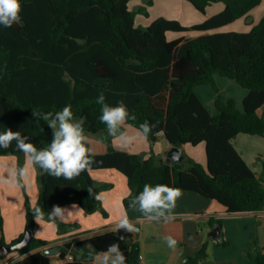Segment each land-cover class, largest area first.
<instances>
[{
	"label": "trees",
	"instance_id": "obj_1",
	"mask_svg": "<svg viewBox=\"0 0 264 264\" xmlns=\"http://www.w3.org/2000/svg\"><path fill=\"white\" fill-rule=\"evenodd\" d=\"M132 1L19 0L21 21L11 27L0 25V132L21 131L38 149L45 148L53 133L41 114L54 115L70 104L74 118H86L85 132L102 134L108 145L107 153H92L97 161L93 170H117L128 178L131 196L124 200L126 209H133L130 200L146 184H167L216 200L228 214L263 212L264 179L250 168L233 141L241 133L264 136V116L258 114L264 106V17L249 32L209 33L247 16L263 0H187L203 13L214 3L226 6L192 28L165 18L148 28L136 27V13L129 8ZM192 31L203 34L193 36ZM169 32L182 36L169 40ZM217 76L249 91L243 110L221 93ZM206 85L217 91L215 113L196 93L197 87ZM101 94L112 106L123 101L136 117L127 121L135 128L144 121L155 124L148 136L151 143L160 136L172 147L205 143L207 165L188 156L184 164H168L161 155L146 158L117 150L100 120L101 105L96 100ZM9 155H24L16 150L15 141L0 148V156ZM39 171V200L35 206L26 202V232L33 233V241L12 252L22 256L12 264H53V256L45 254L51 243L36 237L37 207L50 213L53 206L76 205L89 215L98 211L108 215L96 196L113 184L97 181L91 172L68 180ZM48 219L45 215L43 220ZM210 225H223V219L212 217ZM4 226L0 208V234ZM58 227L60 237L75 236L81 229L78 223ZM26 232L11 244L1 238L0 244H17ZM114 243L126 264H142L140 245L132 232L122 229L68 239L58 245L59 257L65 260L73 254L74 260L65 264H93ZM218 244L228 242L222 236ZM209 256L205 242L184 264H205ZM249 257L264 264V247L255 246Z\"/></svg>",
	"mask_w": 264,
	"mask_h": 264
},
{
	"label": "crops",
	"instance_id": "obj_2",
	"mask_svg": "<svg viewBox=\"0 0 264 264\" xmlns=\"http://www.w3.org/2000/svg\"><path fill=\"white\" fill-rule=\"evenodd\" d=\"M225 8L226 6L220 7L218 11L222 12L225 10ZM248 93L249 91L247 89L242 92L240 91V94L236 99V102L240 109L243 108V101L248 95ZM213 113H215V110ZM258 114L260 116H264V106L258 110ZM131 126L132 125L127 122L123 130H133L131 129ZM112 141L114 147L117 150L125 151L131 154L141 153L129 150L128 147H117L115 146V140L113 138ZM157 142H160L162 146L161 156L163 158H166V152L172 148V145L164 136H160ZM233 142L234 146L244 158L246 163L250 166V168L264 179V136L241 133L235 138ZM188 145L189 144L183 146L184 151L187 150ZM107 152L108 146L106 148L101 147L100 150L92 153L105 154ZM0 157L6 158L2 159L3 161H1L0 163L2 164V166L3 163H6L5 167H7L6 170L0 169V208L2 209L5 218L4 231L3 234H0V239L4 238L7 244H11L13 241L20 238L26 232L27 200H29L32 206H35L39 200L40 171L38 166H28L27 174L24 178H18L16 181L5 182L6 180L10 179V173L13 169H19L20 160L22 161V168L25 167L26 158L25 155L21 157H18L16 155ZM145 157L149 158V155ZM103 170L109 169L93 170L91 172L92 177L97 181L103 183H110L108 182L109 178H107L110 176V174L106 173ZM111 176L114 177L115 173H113ZM122 180V191L119 194L115 195L114 193H110L111 189L105 190L100 194V199L102 201L103 208L107 211L109 217H101L99 211L94 214V217H92L93 214L89 215L85 213L86 215H82V213H79L80 217L82 218L80 222L81 224L79 223L81 225V229L84 227L88 229V231L78 234V232L81 231L80 229L77 233L73 234L75 236H59L55 240L50 241V246L57 247L60 243L72 238H85L106 231H117L116 226L118 222L122 217L127 215L130 222L136 228V231L132 232L133 240L136 244L140 245L141 253L144 256V259L147 264H184L188 260L189 256H194L196 252L203 246V244L207 242L205 240L204 231L198 228L199 220L202 219L206 222H210V219L212 217L224 219L226 217L245 216V219H243V222L241 221L240 224L235 225L234 223H229V226H224V232L228 233L235 230V234L239 236L241 244V254L244 258V261L242 263L239 262L240 264H257L254 260L249 257V253L255 246L264 247V211L259 213L228 214L227 208L218 201L210 200L193 192L183 191L182 196L177 200L176 206L173 209L175 213L172 212L171 219L169 220L173 222H178H175L173 226L169 227L167 226L168 223L165 222L166 226L164 229V234L167 233L166 235L174 237L178 241V243L175 248H170L168 252H165L167 251L164 249L166 248V237H153V239L149 240V237L137 236L138 233L143 232L145 224L153 221H148L147 219H145V217L141 216V214H139V212L137 211L139 209H126V207L124 206V200L129 195L130 189L128 185V178L125 176V179ZM68 206L73 207L76 205ZM114 209L120 211L122 216L119 219L113 220V223H111L110 216L111 212ZM125 209L128 211H126ZM82 211L84 212L83 209ZM177 213H180V215H178ZM246 223H251L252 225H254V230H252V233L253 231H255V233L253 234V237H249L247 235L245 236L243 226ZM212 229L213 228H211V230ZM158 253L161 254V259L163 260L160 261L157 259L156 255ZM186 256L188 257L184 261V258ZM19 258H22V256L12 253L8 256H5V258L0 259V264H12L15 260ZM58 263L65 264L66 262H64L62 259H59Z\"/></svg>",
	"mask_w": 264,
	"mask_h": 264
},
{
	"label": "clouds",
	"instance_id": "obj_3",
	"mask_svg": "<svg viewBox=\"0 0 264 264\" xmlns=\"http://www.w3.org/2000/svg\"><path fill=\"white\" fill-rule=\"evenodd\" d=\"M22 6L19 0H0V25L11 27L21 21ZM96 102L101 105L100 120L107 126L108 133L115 141H118L121 148H127L135 140L141 139L147 141L149 134L155 124L144 121L137 129L138 135L131 136L124 127L129 120H135L136 117L130 113L126 104L119 101L115 106L105 102V96L101 94ZM41 118L48 122V127L52 129L51 143L42 149L30 141V138L23 135L21 131H12L6 129L0 132V148L7 149L15 141L17 151L23 152L26 158L25 167L13 169L10 173V179L5 182L16 181L18 178H24L27 174L28 166H38L43 172L53 177H63L71 180L79 176L82 172H92L95 161L92 150L88 146V136L85 133L84 125L86 118H74L72 106L66 105L62 110L52 113L41 114ZM183 190L176 187H170L167 184H157L155 186L146 184L139 195L130 200L129 207H139V211L144 214L148 221L165 222L171 219V214L176 206L177 200L182 196ZM129 196L131 192L129 191ZM101 196L97 195L96 199ZM65 209L60 206H53L50 213H45L42 208L35 209L34 218L41 222L47 215L49 220L62 219ZM117 230L128 232L136 231L135 226L130 222L127 215L122 217L117 224ZM166 243L169 248H175L178 241L172 237H166ZM106 259L111 260V264H126V257L120 251L119 244H111L108 248Z\"/></svg>",
	"mask_w": 264,
	"mask_h": 264
},
{
	"label": "rangeland",
	"instance_id": "obj_4",
	"mask_svg": "<svg viewBox=\"0 0 264 264\" xmlns=\"http://www.w3.org/2000/svg\"><path fill=\"white\" fill-rule=\"evenodd\" d=\"M225 7V4L223 2L214 3L210 6H208L205 13L200 12L196 9V7L187 0H135L130 2L129 8L131 11L136 13L135 17V26L136 27H142V28H148L159 18H165L170 20H178L180 21L183 26L192 28L196 25L202 24L211 17L217 15L220 13L219 8ZM264 17V0L262 1V4L258 7H256L254 10H252L247 16L240 18L239 20L233 22L230 25H227L225 27L219 28L217 30L209 31V33H220V32H249L251 31L255 26L259 24V22ZM193 36H199L203 34V32L198 31H192L190 32ZM182 36L181 33H175V32H169L167 34V37L169 40L176 39L178 37ZM217 84L221 90V93L228 98H235L236 100L240 94V91H245V89L236 81L231 80L226 77L217 76ZM232 86H230V85ZM196 93L199 94L200 99L205 103L207 107H209V110L213 113L215 110V99L217 97V91L213 86L206 85V86H199L196 88ZM243 110V108H242ZM133 130H127L126 132L131 136L138 135L137 128L134 126H131ZM88 136V141L91 143L92 152H96L100 150V148H106L108 145H105V143L102 141V134H92L85 132ZM112 138V137H111ZM115 146H120L118 141H115ZM129 150H132L134 152H141L143 156L151 157L153 155L160 156L162 153V146L160 142L151 143L148 141H144L141 139L135 140L131 145L128 146ZM186 156L195 159L197 162L207 165V150H206V144L203 143L199 146H193L188 145L187 150L185 151ZM2 159H6L3 157H0V162L3 161ZM0 163V169H7L6 163H3V166ZM5 167V168H4ZM106 173H109L110 176L107 177L108 182L110 184H114L113 189L110 190V193H114L115 195L119 194L122 191V179H125V176L116 171V170H103ZM113 173H115V176H111ZM105 191V190H104ZM103 192V191H102ZM65 213L62 219H53V220H43L39 223V228L36 232L37 238H42V240H48L49 242L52 240H55L58 235V229H59V223H67V224H76L81 222V217L79 213H82V215H86L85 212L82 211L79 206H73V207H64ZM139 209V207L135 208ZM126 210V209H125ZM128 211V210H126ZM141 216L144 217V214L137 210ZM101 217H109L108 215H105L102 211H99ZM173 213L175 211L173 210ZM96 214V213H94ZM93 214L92 217L95 215ZM180 215V213H177ZM120 211H117L114 209L111 212L110 221L113 223V220L121 218ZM189 216V215H188ZM192 216V215H190ZM84 217V216H83ZM245 216H233V217H226L223 219V238L228 242L227 246H220L218 244V240L211 239L209 237V233L211 231L212 226L210 225V222H206L205 220H199V226L198 228L202 231H204L205 240L209 243V258L205 262V264H240L244 261V258L241 254V244L239 240V236L235 234V230L225 233L224 229L226 225L229 226V223L240 224V222H243V219ZM247 219V218H246ZM178 222V221H175ZM173 221H167L168 227L173 226L175 224ZM227 222V223H226ZM81 224V223H80ZM165 221H153L148 222L144 225L143 232L138 233V237H149V240L153 239V237H168L169 235L164 234L165 229ZM244 232L245 236L253 237V234L255 233L254 225L251 223H246L244 226ZM88 229L82 228L80 233L87 232ZM218 244V246H217ZM166 248H164L165 252H168L170 249L165 244ZM254 249V248H253ZM252 249V250H253ZM158 252V251H156ZM195 254V253H192ZM54 259V264H59V254L52 255ZM158 260L161 259V254L158 253L156 255ZM188 256L184 258V261L186 260ZM240 260V261H239ZM240 262V263H239Z\"/></svg>",
	"mask_w": 264,
	"mask_h": 264
},
{
	"label": "water",
	"instance_id": "obj_5",
	"mask_svg": "<svg viewBox=\"0 0 264 264\" xmlns=\"http://www.w3.org/2000/svg\"><path fill=\"white\" fill-rule=\"evenodd\" d=\"M165 161L168 164H184L187 161V157L183 147L173 146L170 150L166 152ZM209 237L215 240L222 239V225L215 226L209 233ZM33 241V233L31 231H27L24 239L14 245L0 244V257H5L11 254L15 250H23ZM62 251L61 246L47 248L45 250V254L54 255L60 254Z\"/></svg>",
	"mask_w": 264,
	"mask_h": 264
},
{
	"label": "built area",
	"instance_id": "obj_6",
	"mask_svg": "<svg viewBox=\"0 0 264 264\" xmlns=\"http://www.w3.org/2000/svg\"><path fill=\"white\" fill-rule=\"evenodd\" d=\"M105 254H108V256H111L110 253H103L98 255L97 257H95L93 259V264H111V260L110 259H106ZM141 261L142 264H147V262L144 259V256L141 254ZM74 260V255L73 254H68L67 258L65 260H63L64 262H70Z\"/></svg>",
	"mask_w": 264,
	"mask_h": 264
}]
</instances>
